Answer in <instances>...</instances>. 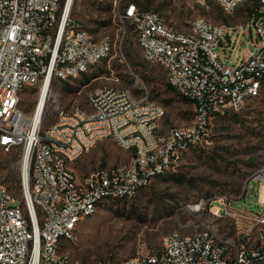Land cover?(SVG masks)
I'll list each match as a JSON object with an SVG mask.
<instances>
[{
  "label": "built area",
  "instance_id": "1",
  "mask_svg": "<svg viewBox=\"0 0 264 264\" xmlns=\"http://www.w3.org/2000/svg\"><path fill=\"white\" fill-rule=\"evenodd\" d=\"M197 1H215L230 13L244 0ZM73 2L0 0V146L19 147L29 163L22 199L0 182V264H264V215L258 219L260 243L233 251L211 225L174 230L159 251L120 260L83 262L62 246L75 240L79 225L101 204L135 196L182 153L201 145L216 116L239 111L261 93L264 0L241 26L199 17L185 31L169 25L160 11L135 4L126 8L124 16L136 25L144 57L161 64L176 91L194 100L191 123L162 132L163 104L137 97L129 88L106 86L91 96L89 110L55 105L56 120L43 130L53 79L79 77L113 48L111 39H95L72 21ZM243 44L254 49L242 51ZM235 47L241 61H233ZM28 85L41 89L32 113L20 107ZM107 138L132 151L130 163L99 168L79 180L73 164ZM222 205L212 213L236 217L231 202Z\"/></svg>",
  "mask_w": 264,
  "mask_h": 264
},
{
  "label": "rangeland",
  "instance_id": "2",
  "mask_svg": "<svg viewBox=\"0 0 264 264\" xmlns=\"http://www.w3.org/2000/svg\"><path fill=\"white\" fill-rule=\"evenodd\" d=\"M135 4L160 11L166 22L185 31L192 22L205 17L214 23L241 26L249 19L252 0H244L233 12L224 11L215 1L197 0H74L71 19L87 29L95 39L109 38L111 52L86 73L74 79H54L47 100L42 129L56 120L55 105L70 110L90 109V98L106 86L129 88L137 97L145 96L166 107L161 119L162 132L174 125L191 123L195 105L178 99L168 91L165 68L144 57L135 23L125 18V10ZM250 37V36H249ZM251 38V37H250ZM253 38L255 34L253 33ZM254 45L243 44L242 51ZM233 61H241L237 47ZM230 61V58H228ZM39 85H28L20 94V107L32 113L40 97ZM29 108V109H28ZM216 116L207 139L198 147L182 153L165 172L120 206L101 204L77 229L73 242H65L64 251L76 260H120L142 252L155 253L164 237L174 231L191 232L204 225L213 226L231 251L241 244L258 245L264 215V86L260 96L251 98L239 111ZM132 151L114 139L99 141L73 164L79 180L99 168L130 163ZM19 147L0 146V182L16 198L23 197V160ZM20 177L21 187L15 185ZM231 202L236 217L216 216L211 209ZM262 202V204H261ZM200 207V209H198Z\"/></svg>",
  "mask_w": 264,
  "mask_h": 264
},
{
  "label": "trees",
  "instance_id": "3",
  "mask_svg": "<svg viewBox=\"0 0 264 264\" xmlns=\"http://www.w3.org/2000/svg\"><path fill=\"white\" fill-rule=\"evenodd\" d=\"M253 1V5L251 6V7H248L249 8V11L251 12V14L256 10V8H257V6H258V0H252ZM141 8V6H139V9ZM145 9H149V8H145ZM250 14V15H251ZM53 81H54V79H53ZM52 81V82H53ZM264 86V77H263V80H262V87ZM166 88H167V90L168 91H171V92H173V94L178 98V99H180V100H184V101H191V102H193L194 103V105H195V102H194V100L193 99H190V98H188V97H185V96H183V95H181L180 93H178L177 91H176V89L168 82V83H166ZM262 90V89H261ZM261 94V93H260ZM260 94L259 95H257V96H255L254 98H256V97H258V96H260ZM29 109V108H28ZM225 114V113H224ZM224 114H223V116H224ZM222 114H220V115H218V116H221ZM222 116V117H223ZM15 185L18 187V188H20L21 187V179H20V177H15ZM126 200H124V199H116V200H114L113 201V205H116V206H120L121 205V203L122 202H125ZM105 203V202H104ZM103 203V204H104ZM109 204L110 203H105V205H108L109 206ZM111 205V204H110Z\"/></svg>",
  "mask_w": 264,
  "mask_h": 264
},
{
  "label": "bare ground",
  "instance_id": "4",
  "mask_svg": "<svg viewBox=\"0 0 264 264\" xmlns=\"http://www.w3.org/2000/svg\"><path fill=\"white\" fill-rule=\"evenodd\" d=\"M46 90H47V87H45V89L43 91V97L46 94ZM41 108H42V105H39V108L37 111L38 113L41 111ZM28 169H29V163L27 162V159H25V160H23V173H24V178L26 179V181L28 179Z\"/></svg>",
  "mask_w": 264,
  "mask_h": 264
},
{
  "label": "crops",
  "instance_id": "5",
  "mask_svg": "<svg viewBox=\"0 0 264 264\" xmlns=\"http://www.w3.org/2000/svg\"><path fill=\"white\" fill-rule=\"evenodd\" d=\"M260 188H261V189H259V193L261 192L262 189H264V183H263V182H262V185H261ZM261 204H262V202H261Z\"/></svg>",
  "mask_w": 264,
  "mask_h": 264
}]
</instances>
